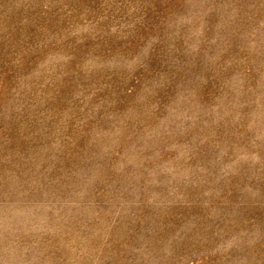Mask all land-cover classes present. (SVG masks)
Masks as SVG:
<instances>
[{"label": "rangeland", "instance_id": "1", "mask_svg": "<svg viewBox=\"0 0 264 264\" xmlns=\"http://www.w3.org/2000/svg\"><path fill=\"white\" fill-rule=\"evenodd\" d=\"M0 264H264V0H0Z\"/></svg>", "mask_w": 264, "mask_h": 264}]
</instances>
